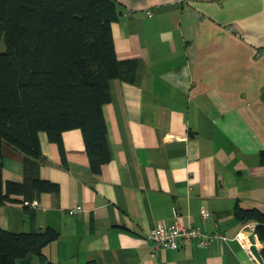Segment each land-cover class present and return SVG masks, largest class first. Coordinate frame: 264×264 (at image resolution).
<instances>
[{"label": "crops", "instance_id": "crops-1", "mask_svg": "<svg viewBox=\"0 0 264 264\" xmlns=\"http://www.w3.org/2000/svg\"><path fill=\"white\" fill-rule=\"evenodd\" d=\"M113 1L116 58L137 67L108 81L109 161L92 171L78 129L39 132V177L59 191L0 204V227L59 233L30 264H262L235 239L255 224L234 208L264 213V0ZM1 156L3 183L21 181L22 154L3 142ZM175 214L227 241L152 253L147 232Z\"/></svg>", "mask_w": 264, "mask_h": 264}, {"label": "trees", "instance_id": "trees-1", "mask_svg": "<svg viewBox=\"0 0 264 264\" xmlns=\"http://www.w3.org/2000/svg\"><path fill=\"white\" fill-rule=\"evenodd\" d=\"M118 16L113 0H0V204L21 202L14 197L20 194L33 200L58 193V184L38 174L39 132L58 142L63 131L78 129L92 171L109 161L102 111L110 102L108 81L132 82L137 67L136 60L116 58L111 23ZM3 142L23 156L21 181L3 183ZM259 162L264 165V150ZM234 216L253 222L264 242L262 211L235 206ZM58 235L51 228L16 233L0 227V264L45 259L43 248ZM260 254L264 260V245Z\"/></svg>", "mask_w": 264, "mask_h": 264}, {"label": "built area", "instance_id": "built-area-1", "mask_svg": "<svg viewBox=\"0 0 264 264\" xmlns=\"http://www.w3.org/2000/svg\"><path fill=\"white\" fill-rule=\"evenodd\" d=\"M187 1L188 0H173V2L178 5H182ZM79 212H82L81 205H77L68 210L70 215H75ZM247 227L253 233L254 226L248 225ZM247 237L248 235L242 232L238 233L235 236V239L240 242L244 250L251 255V242ZM146 239L152 242L151 251L154 254L162 249H178L183 245L186 246L187 244H192L194 240L202 247H207L213 242L227 241L226 236L220 232L206 233L198 227H192L191 225L184 223L181 216L178 214H175L173 223L170 225L159 223L149 230L146 234Z\"/></svg>", "mask_w": 264, "mask_h": 264}, {"label": "water", "instance_id": "water-1", "mask_svg": "<svg viewBox=\"0 0 264 264\" xmlns=\"http://www.w3.org/2000/svg\"><path fill=\"white\" fill-rule=\"evenodd\" d=\"M249 241L251 242L250 251L252 255L256 258V260L262 264H264V260L261 257L260 251L258 250L256 246V238L255 234L250 232V235L248 236Z\"/></svg>", "mask_w": 264, "mask_h": 264}, {"label": "rangeland", "instance_id": "rangeland-1", "mask_svg": "<svg viewBox=\"0 0 264 264\" xmlns=\"http://www.w3.org/2000/svg\"><path fill=\"white\" fill-rule=\"evenodd\" d=\"M38 262H39V263H38ZM38 262H37V264H45V263H46V262L43 261V260H42V262H41V261H38ZM17 264H22V263H21V260H18V261H17Z\"/></svg>", "mask_w": 264, "mask_h": 264}]
</instances>
